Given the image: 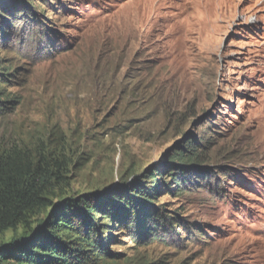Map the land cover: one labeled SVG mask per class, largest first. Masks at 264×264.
<instances>
[{
    "label": "rangeland",
    "instance_id": "rangeland-1",
    "mask_svg": "<svg viewBox=\"0 0 264 264\" xmlns=\"http://www.w3.org/2000/svg\"><path fill=\"white\" fill-rule=\"evenodd\" d=\"M30 1L0 39V143L51 139L73 156L67 196L124 205L142 183L169 219L111 228L100 264H264V0ZM192 145L207 161L174 184Z\"/></svg>",
    "mask_w": 264,
    "mask_h": 264
},
{
    "label": "trees",
    "instance_id": "trees-1",
    "mask_svg": "<svg viewBox=\"0 0 264 264\" xmlns=\"http://www.w3.org/2000/svg\"><path fill=\"white\" fill-rule=\"evenodd\" d=\"M9 1L11 5L0 0V39L8 34L10 6L16 0ZM8 74L0 82L8 80ZM2 94L0 91V115L11 102ZM190 147L172 158L176 172L168 176L174 184L185 179L184 167L207 161L195 145ZM73 162L72 153L51 139L34 145L0 143V233L23 228L21 236L0 244V264H100L115 257L109 249L111 239L105 237L111 228H129L134 223L140 233L156 237L157 226L169 221L168 217L157 221L147 209L144 203L155 200L156 194L142 183L117 197L124 205L114 197L105 201L106 194L67 196ZM155 177L153 173L149 178ZM48 208L46 218L37 221Z\"/></svg>",
    "mask_w": 264,
    "mask_h": 264
},
{
    "label": "water",
    "instance_id": "water-1",
    "mask_svg": "<svg viewBox=\"0 0 264 264\" xmlns=\"http://www.w3.org/2000/svg\"><path fill=\"white\" fill-rule=\"evenodd\" d=\"M111 191H107L106 194H109Z\"/></svg>",
    "mask_w": 264,
    "mask_h": 264
}]
</instances>
